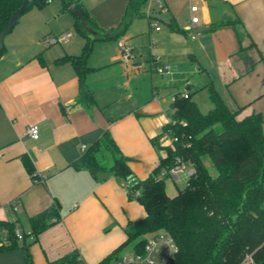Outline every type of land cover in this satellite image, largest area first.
I'll return each mask as SVG.
<instances>
[{
    "label": "crops",
    "instance_id": "1",
    "mask_svg": "<svg viewBox=\"0 0 264 264\" xmlns=\"http://www.w3.org/2000/svg\"><path fill=\"white\" fill-rule=\"evenodd\" d=\"M80 1L100 26L93 29L96 35L86 31L97 38L83 81L70 62H56L80 54L86 42L75 27L76 15L61 2L27 10L31 13L26 11L4 38L0 222L13 223L26 234L30 218L57 203L61 219L35 239L25 236L13 247L0 249V264H27L25 246L32 264H51L73 252L79 254V264H96L126 240L129 221L146 215L120 177L99 179L87 168L72 165L106 130L132 171L144 179L164 155L154 140L170 143L161 133L176 92L190 93L202 111L210 110L213 85L229 109L239 111V119L253 112L264 119V0H162L166 9L153 4L150 14L168 17L163 25L147 13V1L144 14L134 17L121 35L133 46L134 60L147 61L145 72L121 63L119 36H114L129 0ZM194 5L200 21L190 30ZM236 17V25L213 28L214 21ZM202 28L208 30L196 31ZM72 29L76 33L67 42H43L47 35ZM157 56L171 64L169 72L159 75L153 70L152 58ZM31 124L40 128L38 139L26 134ZM186 166L180 173L188 179L193 168ZM5 236L0 232V238Z\"/></svg>",
    "mask_w": 264,
    "mask_h": 264
},
{
    "label": "trees",
    "instance_id": "2",
    "mask_svg": "<svg viewBox=\"0 0 264 264\" xmlns=\"http://www.w3.org/2000/svg\"><path fill=\"white\" fill-rule=\"evenodd\" d=\"M25 0H0V33L10 23L12 14ZM51 0H30V8H44ZM148 0H129L114 36H121L132 19L144 14L143 4ZM63 9L74 6L82 15H76V29L86 36L80 54L65 55L58 63L70 62L81 80L90 69L87 59L93 50L92 38L82 26V20L92 29H100L80 0H60ZM28 9V10H29ZM239 18L214 21L213 28L238 24ZM6 52L0 46V58ZM178 91L170 104V121L163 126L161 135L170 143L154 144L164 151L158 166L144 179L136 176L127 164L128 158L120 153L109 131L92 144L72 165L87 168L95 177L99 170L116 171L128 188V194L143 205L146 215L129 221L126 240L112 253L96 264H112L115 257L127 249H142L146 234L163 229L179 247L176 264H239L251 255L264 263V129L263 116L253 112L239 119L213 85L209 94L214 106L203 112L191 98ZM176 138V139H174ZM206 158L215 167L212 174ZM30 173L34 166L24 157ZM178 162L189 165L193 171L187 184L173 196L166 191L169 170ZM124 168L119 170L120 164ZM61 219L59 204L32 216L30 231L34 239L51 224ZM9 230L11 248L17 238L13 223H3ZM27 264H32L28 247H24ZM79 254L73 252L51 264H79Z\"/></svg>",
    "mask_w": 264,
    "mask_h": 264
},
{
    "label": "built area",
    "instance_id": "3",
    "mask_svg": "<svg viewBox=\"0 0 264 264\" xmlns=\"http://www.w3.org/2000/svg\"><path fill=\"white\" fill-rule=\"evenodd\" d=\"M149 9L148 14H150L151 7L157 5L160 10H165L166 7L162 0H148ZM191 12L193 13L191 17L190 30L198 26L199 15H198V6L194 5L191 7ZM155 22V28L160 29V26ZM73 33L72 31H64L59 34H50L44 37L43 42L47 44L62 43L67 42L71 39ZM118 47L120 52V58L122 63L126 68L131 67L135 72L141 71L145 68V64L141 61H135V55L133 52V46L129 43L128 39L125 36H120L118 38ZM152 68L155 72L160 74L169 72L172 68L171 64L167 61L162 60L159 56L152 58ZM184 97H188V94L183 93ZM170 118L168 119V122ZM167 122V123H168ZM26 134L34 139H38L40 136V128L37 124H31L27 127ZM176 139V138H174ZM170 141V140H169ZM84 148L86 146H83ZM186 165L178 162L169 170V175L178 180V173ZM17 206H14L16 209ZM5 232L6 236L0 238V245H7L11 242L9 239V230L7 227L0 225V232ZM14 235L18 240H23L25 236H29L32 239L34 238L31 231L26 234L21 233L16 228L14 229ZM179 252V247L176 241L172 236L167 233H155L150 237L146 238L144 246L142 249H134L133 251H126L121 255L114 258L112 264H176L177 255Z\"/></svg>",
    "mask_w": 264,
    "mask_h": 264
},
{
    "label": "water",
    "instance_id": "4",
    "mask_svg": "<svg viewBox=\"0 0 264 264\" xmlns=\"http://www.w3.org/2000/svg\"><path fill=\"white\" fill-rule=\"evenodd\" d=\"M30 4H31L30 0H25L23 2L22 6L12 14L9 25L6 27V29H4L0 33V46L4 42L5 36L14 29V27L17 24L19 18L29 9ZM70 9L74 12L75 15L79 16L80 18L82 17L80 12L74 6H70ZM150 16L152 18H155V19L161 20L163 22L169 23V18L166 17L161 12H153V13L150 14ZM82 26L84 27L85 31H88L89 33H93L94 35L98 34L91 27H89L84 20H82ZM206 30H208V28L197 29L196 31L197 32H199V31L202 32V31H206ZM123 168H124V165H123V163H121L120 166H119V170H122ZM115 174H116V171L99 170L96 173V176L99 179H106V178L111 177V176H113ZM261 264H264V263H261Z\"/></svg>",
    "mask_w": 264,
    "mask_h": 264
},
{
    "label": "rangeland",
    "instance_id": "5",
    "mask_svg": "<svg viewBox=\"0 0 264 264\" xmlns=\"http://www.w3.org/2000/svg\"><path fill=\"white\" fill-rule=\"evenodd\" d=\"M52 3H60V0H51L50 2H49V4L48 5H51ZM37 9V7L36 6H33L32 8H30L28 11H35ZM26 12L27 14L26 15H29L31 12ZM37 11V10H36ZM22 17V16H21ZM20 17V18H21ZM19 18V19H20ZM146 19H147V17H145ZM160 23L163 25L164 23L162 22V21H160ZM72 31V33L73 34H75L76 33V30H71ZM12 32V31H11ZM10 32V33H11ZM97 32V31H96ZM10 33H8L7 35H11ZM92 35H93V33H92ZM9 37V36H8ZM120 58V57H119ZM121 62V61H120ZM147 61H144V63H146ZM122 63V62H121ZM147 65V64H146ZM142 72H145V68L143 69V70H141ZM156 74H159V75H161L160 73H158V72H156ZM163 74H165V73H163ZM203 108V112H207L209 109H206L205 107H202ZM205 108V109H204ZM206 162H207V165L209 166V168H210V170H211V172H212V174L213 175H215L216 173H217V171H216V169H215V167L213 166V164L210 162V160L208 159V158H206ZM185 171L186 172H188L189 170H188V167L186 166V169H185ZM181 172V171H180ZM179 172V174H178V176L180 177V179L179 180H174V178H172V177H168L167 178V180H166V183H167V191H168V193L170 194V195H174V194H176V192H177V187H179V188H183V187H185L186 186V184H187V181H188V179H187V177H184L183 176V174H181ZM174 181H176V184H177V187H176V185L174 184ZM161 232H166L165 230H163V229H160V230H156V231H153V232H151V233H147L146 234V238L147 237H150L151 235H153V234H155V233H161ZM134 249L133 248H129V249H127L126 251H133ZM125 251V252H126ZM260 259H256V258H254V257H252L251 255H247L243 260H242V262L241 263H239V264H260V261H259Z\"/></svg>",
    "mask_w": 264,
    "mask_h": 264
}]
</instances>
